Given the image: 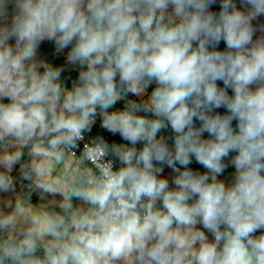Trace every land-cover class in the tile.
Segmentation results:
<instances>
[{
    "label": "clouds",
    "instance_id": "clouds-1",
    "mask_svg": "<svg viewBox=\"0 0 264 264\" xmlns=\"http://www.w3.org/2000/svg\"><path fill=\"white\" fill-rule=\"evenodd\" d=\"M0 264H264V0H0Z\"/></svg>",
    "mask_w": 264,
    "mask_h": 264
},
{
    "label": "rangeland",
    "instance_id": "rangeland-1",
    "mask_svg": "<svg viewBox=\"0 0 264 264\" xmlns=\"http://www.w3.org/2000/svg\"><path fill=\"white\" fill-rule=\"evenodd\" d=\"M35 200H36V198H35V197H33V202H35Z\"/></svg>",
    "mask_w": 264,
    "mask_h": 264
},
{
    "label": "trees",
    "instance_id": "trees-1",
    "mask_svg": "<svg viewBox=\"0 0 264 264\" xmlns=\"http://www.w3.org/2000/svg\"><path fill=\"white\" fill-rule=\"evenodd\" d=\"M223 47V44L221 45V48Z\"/></svg>",
    "mask_w": 264,
    "mask_h": 264
}]
</instances>
